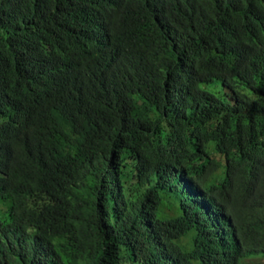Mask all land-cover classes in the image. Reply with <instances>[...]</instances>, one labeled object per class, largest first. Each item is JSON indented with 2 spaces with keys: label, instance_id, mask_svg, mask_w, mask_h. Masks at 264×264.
Returning <instances> with one entry per match:
<instances>
[{
  "label": "trees",
  "instance_id": "16d2710c",
  "mask_svg": "<svg viewBox=\"0 0 264 264\" xmlns=\"http://www.w3.org/2000/svg\"><path fill=\"white\" fill-rule=\"evenodd\" d=\"M0 264H264V0H0Z\"/></svg>",
  "mask_w": 264,
  "mask_h": 264
},
{
  "label": "rangeland",
  "instance_id": "374dc122",
  "mask_svg": "<svg viewBox=\"0 0 264 264\" xmlns=\"http://www.w3.org/2000/svg\"><path fill=\"white\" fill-rule=\"evenodd\" d=\"M175 199H176V198H175ZM175 201H176V200H175ZM188 239L191 240V236L186 237V240H185V241H188ZM185 241H184V242H185Z\"/></svg>",
  "mask_w": 264,
  "mask_h": 264
},
{
  "label": "clouds",
  "instance_id": "9594fccd",
  "mask_svg": "<svg viewBox=\"0 0 264 264\" xmlns=\"http://www.w3.org/2000/svg\"><path fill=\"white\" fill-rule=\"evenodd\" d=\"M178 207V206H177Z\"/></svg>",
  "mask_w": 264,
  "mask_h": 264
}]
</instances>
